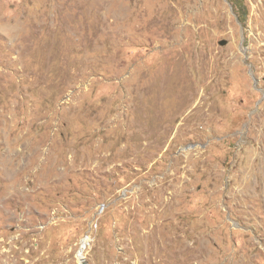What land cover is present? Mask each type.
Wrapping results in <instances>:
<instances>
[{"label": "rangeland", "instance_id": "rangeland-1", "mask_svg": "<svg viewBox=\"0 0 264 264\" xmlns=\"http://www.w3.org/2000/svg\"><path fill=\"white\" fill-rule=\"evenodd\" d=\"M262 164L264 0H0V264H264Z\"/></svg>", "mask_w": 264, "mask_h": 264}, {"label": "water", "instance_id": "water-1", "mask_svg": "<svg viewBox=\"0 0 264 264\" xmlns=\"http://www.w3.org/2000/svg\"><path fill=\"white\" fill-rule=\"evenodd\" d=\"M220 43L221 44H224V43H226V40L225 39H222V40H220ZM187 148H189V146H185L184 149H187ZM84 247H85V244L80 246V248H79V255L80 254L82 255V252H83ZM81 257H82L81 258V264H87V261H86L85 257L84 256H81Z\"/></svg>", "mask_w": 264, "mask_h": 264}, {"label": "bare ground", "instance_id": "bare-ground-1", "mask_svg": "<svg viewBox=\"0 0 264 264\" xmlns=\"http://www.w3.org/2000/svg\"><path fill=\"white\" fill-rule=\"evenodd\" d=\"M263 158V157H262ZM262 161V160H261ZM262 166H263V164H262ZM264 167V166H263Z\"/></svg>", "mask_w": 264, "mask_h": 264}]
</instances>
